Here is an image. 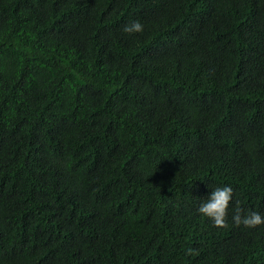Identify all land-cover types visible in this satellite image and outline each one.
I'll return each mask as SVG.
<instances>
[{
  "label": "trees",
  "instance_id": "1",
  "mask_svg": "<svg viewBox=\"0 0 264 264\" xmlns=\"http://www.w3.org/2000/svg\"><path fill=\"white\" fill-rule=\"evenodd\" d=\"M237 201L264 216V0H0V264H264Z\"/></svg>",
  "mask_w": 264,
  "mask_h": 264
},
{
  "label": "clouds",
  "instance_id": "2",
  "mask_svg": "<svg viewBox=\"0 0 264 264\" xmlns=\"http://www.w3.org/2000/svg\"><path fill=\"white\" fill-rule=\"evenodd\" d=\"M124 32L128 34H135L143 32L144 26L140 21H133L128 25H125ZM233 189L230 186L216 187L212 190L210 196L199 206L198 212L202 216L212 220L214 226L218 228H224L228 226V210L230 203L233 199ZM243 209L239 207L237 201V207L234 210L232 221L236 227L241 225L246 228H256L264 225V216L258 212H248L242 214ZM193 249H189L188 253L191 255Z\"/></svg>",
  "mask_w": 264,
  "mask_h": 264
}]
</instances>
